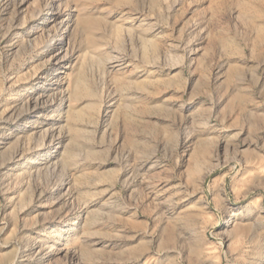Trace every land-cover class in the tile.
Listing matches in <instances>:
<instances>
[{"label": "rangeland", "instance_id": "374dc122", "mask_svg": "<svg viewBox=\"0 0 264 264\" xmlns=\"http://www.w3.org/2000/svg\"><path fill=\"white\" fill-rule=\"evenodd\" d=\"M0 264H264V0H0Z\"/></svg>", "mask_w": 264, "mask_h": 264}, {"label": "bare ground", "instance_id": "6f19581e", "mask_svg": "<svg viewBox=\"0 0 264 264\" xmlns=\"http://www.w3.org/2000/svg\"><path fill=\"white\" fill-rule=\"evenodd\" d=\"M33 161V157H29L28 159L24 160L22 163H20L19 167H27L30 166V164H32ZM232 218V217H231ZM232 222V221H231Z\"/></svg>", "mask_w": 264, "mask_h": 264}]
</instances>
